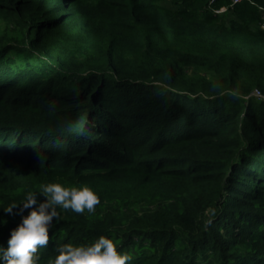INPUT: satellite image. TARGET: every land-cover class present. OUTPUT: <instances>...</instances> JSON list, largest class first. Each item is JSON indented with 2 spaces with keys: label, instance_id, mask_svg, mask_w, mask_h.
Returning a JSON list of instances; mask_svg holds the SVG:
<instances>
[{
  "label": "trees",
  "instance_id": "1",
  "mask_svg": "<svg viewBox=\"0 0 264 264\" xmlns=\"http://www.w3.org/2000/svg\"><path fill=\"white\" fill-rule=\"evenodd\" d=\"M231 3L0 0V245L58 181L100 203L39 264L101 234L129 264H264V0Z\"/></svg>",
  "mask_w": 264,
  "mask_h": 264
},
{
  "label": "clouds",
  "instance_id": "2",
  "mask_svg": "<svg viewBox=\"0 0 264 264\" xmlns=\"http://www.w3.org/2000/svg\"><path fill=\"white\" fill-rule=\"evenodd\" d=\"M99 203L98 193L87 184L65 186L53 181L38 190L26 191L19 203L13 200L2 208L9 214L15 209L20 218L10 229L6 246L0 245V264H39L38 250L47 245L50 229L60 221V209L91 213ZM55 253L47 264H129L133 259L131 253L120 249L115 239L105 234L79 244H57Z\"/></svg>",
  "mask_w": 264,
  "mask_h": 264
},
{
  "label": "built area",
  "instance_id": "3",
  "mask_svg": "<svg viewBox=\"0 0 264 264\" xmlns=\"http://www.w3.org/2000/svg\"><path fill=\"white\" fill-rule=\"evenodd\" d=\"M210 1H212V0H210ZM239 1H241V0H232L231 5H233L234 3L239 2ZM225 9H226V7H220V8H218V9H215V11H216V12H221V11H223V10H225ZM261 10H262L263 13H264V8H262ZM254 93H255V95H257V96H261V94H260V92H259L258 90H255Z\"/></svg>",
  "mask_w": 264,
  "mask_h": 264
},
{
  "label": "rangeland",
  "instance_id": "4",
  "mask_svg": "<svg viewBox=\"0 0 264 264\" xmlns=\"http://www.w3.org/2000/svg\"><path fill=\"white\" fill-rule=\"evenodd\" d=\"M262 16H263V18H264V13H263V11H262ZM4 29H5V24H4V22L2 23V22H0V34L4 31ZM8 30L10 31V30H12V28L11 27H8ZM40 198H43V197H40ZM60 212H61V216H62V213H63V209H60ZM40 264H43V263H40Z\"/></svg>",
  "mask_w": 264,
  "mask_h": 264
}]
</instances>
